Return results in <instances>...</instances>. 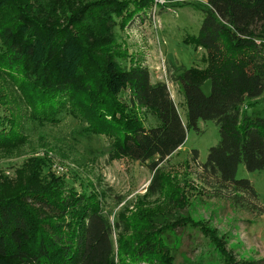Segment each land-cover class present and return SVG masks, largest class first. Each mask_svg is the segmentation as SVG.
I'll use <instances>...</instances> for the list:
<instances>
[{"label": "trees", "instance_id": "16d2710c", "mask_svg": "<svg viewBox=\"0 0 264 264\" xmlns=\"http://www.w3.org/2000/svg\"><path fill=\"white\" fill-rule=\"evenodd\" d=\"M41 1L0 0V156L27 146L24 122L57 125L63 112L111 140L110 162H149L152 176L111 221L99 181L76 190L62 177L43 180L47 163L33 160L28 184L0 193V264H174L168 234L186 226L208 239L218 264H264L238 262L214 231L176 216L187 200L157 168L183 145L187 127L212 121L219 141L199 164L204 183L235 208L264 212L250 182L235 179L240 164L249 173L264 169V115L248 114L264 98V0H204L198 33L184 40L204 51V67L169 77L182 91L186 126L166 83H151L136 60L116 63L125 55L111 27L143 23L153 0H71L68 9L53 4L50 22ZM14 6L25 10L11 17ZM143 114L156 124L146 125Z\"/></svg>", "mask_w": 264, "mask_h": 264}, {"label": "rangeland", "instance_id": "374dc122", "mask_svg": "<svg viewBox=\"0 0 264 264\" xmlns=\"http://www.w3.org/2000/svg\"><path fill=\"white\" fill-rule=\"evenodd\" d=\"M70 1L42 0L41 6L47 7L46 13L41 15L50 22L52 18L56 19L51 13L53 4L68 9ZM78 1L88 4L97 0ZM37 6L40 5L35 3L32 9L37 10ZM203 9H206L204 0H153L143 23L135 20L123 30L117 25L111 27V34L125 55L116 63L128 66L130 61L136 60L148 68L151 83H166L184 126L187 125V109L182 91L177 83L170 82L169 77L178 68L204 67V51L184 43L186 38L198 33ZM12 10L8 14L11 17L16 11L25 9L14 6ZM202 92L209 94V81L203 84ZM120 97L121 101L127 100L125 94ZM257 111L264 115V98L249 109L248 114ZM0 114L4 112L0 110ZM57 118V125L40 126L24 122L27 146L20 152L0 156V193L7 187L15 189L28 184L32 176V161L42 158L47 163L40 170L43 180L52 175L62 177L69 187L76 190L86 182L95 185L99 181L101 188L106 190L104 206L106 212H111L112 221L119 210L130 207L138 196L145 193L152 176L147 166L149 162L141 164L128 159L110 162L109 138L89 131L85 121L69 114L62 112ZM142 119L148 126L156 124L150 115L143 114ZM197 128L187 127L183 145L157 167L168 178V185L180 190L187 200V205L176 211V216H188L214 231L238 262L264 261V212L257 215L212 196L209 183H204L199 164L206 161L208 150L218 143L219 128L212 121H200ZM194 151L198 155L196 161L192 159ZM235 179L250 182L257 193V208L264 210V169L249 173L240 164ZM208 182L212 183V180ZM168 244L173 247L174 264L219 263L208 239L192 226L178 228L168 234Z\"/></svg>", "mask_w": 264, "mask_h": 264}, {"label": "built area", "instance_id": "2783aa9c", "mask_svg": "<svg viewBox=\"0 0 264 264\" xmlns=\"http://www.w3.org/2000/svg\"><path fill=\"white\" fill-rule=\"evenodd\" d=\"M152 13L154 14V11H152Z\"/></svg>", "mask_w": 264, "mask_h": 264}, {"label": "crops", "instance_id": "0c3cea01", "mask_svg": "<svg viewBox=\"0 0 264 264\" xmlns=\"http://www.w3.org/2000/svg\"><path fill=\"white\" fill-rule=\"evenodd\" d=\"M173 84V83H172ZM168 87V86H167ZM169 89V88H168ZM171 93V92H170ZM176 153V152H175Z\"/></svg>", "mask_w": 264, "mask_h": 264}]
</instances>
